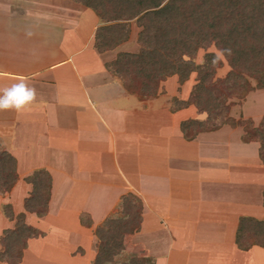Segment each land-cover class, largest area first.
I'll return each mask as SVG.
<instances>
[{
  "label": "crops",
  "instance_id": "1",
  "mask_svg": "<svg viewBox=\"0 0 264 264\" xmlns=\"http://www.w3.org/2000/svg\"><path fill=\"white\" fill-rule=\"evenodd\" d=\"M88 10L76 0H0V94L21 81L36 93L19 111L0 109V142L17 160L19 179L12 190L22 189L28 198L32 186L26 177L39 170L52 177L46 215L28 216L45 235L30 237L23 256L41 257L51 247L50 264L58 263L55 255L67 256L63 264H94L95 229L122 195L133 193L144 207L141 228L131 239L152 264H264V248L245 251L236 243L241 217L264 221L258 143L212 136L218 131L188 138L181 129L190 120L180 119L185 111L168 114L137 100L111 64L120 53L140 48L127 49L129 38L99 52L94 37L102 23L91 10L98 21L86 30ZM151 109H157L154 122L142 121L139 116ZM151 123L156 129L148 132ZM106 146L115 158V178L98 169H104L97 162L104 160ZM134 154L140 163L130 170ZM63 193L90 194L72 231L46 226L68 199ZM84 213L93 221L90 228L81 223ZM3 221L2 236L15 226Z\"/></svg>",
  "mask_w": 264,
  "mask_h": 264
},
{
  "label": "trees",
  "instance_id": "2",
  "mask_svg": "<svg viewBox=\"0 0 264 264\" xmlns=\"http://www.w3.org/2000/svg\"><path fill=\"white\" fill-rule=\"evenodd\" d=\"M93 10L102 25L95 35V46L99 52L117 48L129 39L132 21L140 29L137 42L140 51L135 54L120 53L111 64V70L120 76L125 87L141 97L154 95L153 89L159 80L177 75L179 81L189 79L199 66L193 61L198 49L214 44L224 55L235 72H246L259 76L264 87V0H76ZM204 63L200 82L193 95L198 108L220 112L222 102L216 98L208 84L215 75L217 65L211 55ZM191 120L181 123L186 137ZM250 135V136H249ZM246 142L258 139L261 156H264V119L261 128L254 133L246 132ZM249 137V138H248ZM264 161V159H262ZM17 160L3 148L0 142V194L10 192L16 185ZM32 191L25 206L39 216H45L51 198L52 177L45 170L35 171L25 178ZM119 204V215L108 217L95 229L99 241L94 264H109L123 250L128 236L137 233L143 220V201L133 193L124 194ZM10 208L9 205L5 206ZM6 214V213H5ZM15 226L4 231L1 243L4 252L0 258L19 260L30 237L37 230L25 223L23 215L14 217ZM81 223L92 227L89 214L81 215ZM236 243L241 250L253 246L264 248V221L253 217H241ZM141 252L144 253L143 250ZM145 254L133 256L129 264H147Z\"/></svg>",
  "mask_w": 264,
  "mask_h": 264
},
{
  "label": "rangeland",
  "instance_id": "3",
  "mask_svg": "<svg viewBox=\"0 0 264 264\" xmlns=\"http://www.w3.org/2000/svg\"><path fill=\"white\" fill-rule=\"evenodd\" d=\"M94 21H98V17L91 10L87 11V13L83 16L82 24L86 27V30H89L91 23ZM140 29L137 27L136 22L133 21L131 23V32H130V40L128 41L127 49L136 50L140 47L137 42L138 33ZM211 55L212 62L217 65L215 75L211 82L207 85L208 88L212 89L216 98H218L223 105V108L220 112H209L204 111L201 108H198L195 103V98L193 95L194 87L200 82L201 74L204 72V63ZM194 63L199 66V68L195 69L191 74L188 80L181 82L179 81V77L177 75H171L166 79L159 80L153 89L154 95L141 97L139 94H136L138 97L137 100H147L151 101V104L155 106H162L167 109L169 112H178L185 111L180 115V119H190L187 121L196 120L199 121V124H191L187 133L190 137L199 135L204 132H217L212 135L219 139H229L228 137H232L237 139L238 137H242L243 143H252L256 142L261 147V142L259 140L250 137V141L246 142L247 138L246 132L254 133V130L257 128H261L262 121L264 119V87H261L259 84V76L246 73V72H235L225 59L224 55L220 52V50L215 47V45L207 44L204 47L198 49L196 54L192 57ZM138 102V101H137ZM142 102V101H140ZM157 109H151V113H148L150 116H139L142 118L141 120L147 123L149 120L154 122L155 115L154 111ZM149 112V110H146ZM170 116V115H169ZM161 118V119H160ZM159 119L166 120L164 117H160ZM158 119V120H159ZM170 118H168V121ZM140 120V121H141ZM186 122V121H184ZM146 125V124H145ZM148 125V124H147ZM142 127V126H141ZM149 129L155 130L156 127L153 123L151 125L146 126L145 130L149 132ZM250 136V135H249ZM249 138V137H248ZM85 147L81 148V150ZM83 151V150H82ZM260 151V149H259ZM261 152V151H260ZM259 152V153H260ZM104 160L102 162H97L98 167L102 166L100 169L103 173L104 177L115 178L117 176L116 173V165L115 158L113 156L112 149L105 147L103 152ZM258 153V154H259ZM69 155V154H67ZM120 156V155H119ZM124 157V156H123ZM138 155H133L131 158V162L129 163L130 170H136L138 163H140L137 158ZM264 159V156L262 157ZM122 160V159H121ZM263 161V160H262ZM124 162V161H123ZM127 164V162H125ZM30 194V193H29ZM26 195L22 189H18L17 191L11 190L8 193L0 194V230L3 228L2 221L4 219L9 218L6 216L9 212H13L14 217L17 215H23L24 221L26 224L32 226L40 235H45L41 230L37 229L28 221V216H37L41 218L36 212L30 211L25 206L24 196ZM59 195V194H58ZM68 195V199L65 200L62 205L63 208L60 214L49 218L46 221V226L53 223L57 226V228H61L63 231L73 230L78 222V218L76 216V212L83 208L86 205V202L90 199V194H62V197ZM107 197V194H105ZM111 195V194H108ZM118 197V194H113L112 197ZM123 196V195H122ZM101 200V199H100ZM119 204H121L119 202ZM118 204V205H119ZM9 205L10 208L5 206ZM120 206V205H119ZM119 206H116L113 210H111V214L108 217L118 216L119 215ZM6 213V214H5ZM107 217V218H108ZM106 218V219H107ZM11 221V220H10ZM13 224H15V218L12 220ZM4 222V221H3ZM49 223V224H48ZM102 225V224H100ZM3 230V229H2ZM8 230V229H4ZM68 231V232H69ZM94 231V230H93ZM1 232H0V253L4 252V246L1 243ZM54 243V242H53ZM58 249V247H57ZM136 247V244L131 239V235L127 237L124 242L123 250L115 257V261L109 264H129V260L133 256L144 255L145 253L141 252V250ZM51 250V251H49ZM41 257L38 256H23L19 260L0 258V264H50L48 261V257L52 258L50 254L54 253L51 247H47L42 249ZM49 253V254H48ZM49 255V256H48ZM45 257V258H44ZM54 259L58 261V263L54 264H63L67 260L66 255H55ZM147 264H152L151 259Z\"/></svg>",
  "mask_w": 264,
  "mask_h": 264
},
{
  "label": "clouds",
  "instance_id": "4",
  "mask_svg": "<svg viewBox=\"0 0 264 264\" xmlns=\"http://www.w3.org/2000/svg\"><path fill=\"white\" fill-rule=\"evenodd\" d=\"M35 89L30 88L26 83L12 85L10 88L2 90L0 94V109L15 108L19 111L35 99Z\"/></svg>",
  "mask_w": 264,
  "mask_h": 264
}]
</instances>
